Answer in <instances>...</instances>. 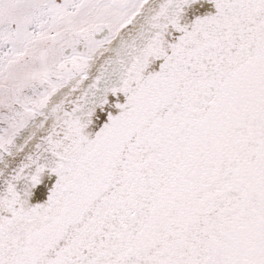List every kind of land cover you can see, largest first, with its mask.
Returning a JSON list of instances; mask_svg holds the SVG:
<instances>
[{"label":"snow or ice","instance_id":"1","mask_svg":"<svg viewBox=\"0 0 264 264\" xmlns=\"http://www.w3.org/2000/svg\"><path fill=\"white\" fill-rule=\"evenodd\" d=\"M0 264H264V0H0Z\"/></svg>","mask_w":264,"mask_h":264}]
</instances>
